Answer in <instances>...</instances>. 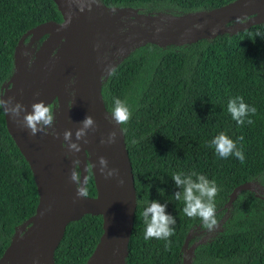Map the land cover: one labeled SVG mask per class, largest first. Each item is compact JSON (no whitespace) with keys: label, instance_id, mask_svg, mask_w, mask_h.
<instances>
[{"label":"trees","instance_id":"trees-1","mask_svg":"<svg viewBox=\"0 0 264 264\" xmlns=\"http://www.w3.org/2000/svg\"><path fill=\"white\" fill-rule=\"evenodd\" d=\"M233 1L96 0L108 9L178 16L207 12ZM42 23L62 25L52 0H0V90L15 71L18 40ZM257 31L264 33V24L240 31L229 28L194 43L144 44L132 49L102 81L101 101L108 114L114 96L131 108L130 118L118 124L136 197L124 264H182L186 247L194 244L190 264H264V198L245 190L226 207L235 187L256 181L264 188V35L255 36ZM235 95L256 107L243 124H237L226 108L228 98ZM54 106L55 102L52 111ZM221 131L237 141L243 161L215 153L208 142ZM178 170H195L216 181V224L226 218L223 231L209 243L186 241L193 228L207 227L200 217L185 215L183 201L172 197L177 188L171 176ZM95 195L88 164L84 196ZM149 199L167 201L165 210L176 218L167 242L144 238L140 212ZM37 203L33 174L0 112V258L34 215ZM102 232L100 215L87 214L68 223L54 251V264H85Z\"/></svg>","mask_w":264,"mask_h":264},{"label":"water","instance_id":"water-1","mask_svg":"<svg viewBox=\"0 0 264 264\" xmlns=\"http://www.w3.org/2000/svg\"><path fill=\"white\" fill-rule=\"evenodd\" d=\"M52 1L62 17V25L56 28L50 23H42L20 37L15 50V71L1 90L5 93V98L11 96L13 102L19 101L23 104L25 111H30V105L38 100L50 105L55 102L61 135L54 141L44 138L39 131L32 134L22 121L23 112L17 118L4 114L6 129L33 174L38 203L34 215L19 228L21 231L27 226L23 235L16 234L1 256L0 264H54V251L62 239L66 225L87 214L101 216L103 232L85 264H124L133 228L136 197L131 164L119 125L117 130L108 126V113L101 101L102 82H99L100 73L97 70L94 46L95 38L104 39V35L99 26L88 22L83 13V0ZM115 10H129L132 15H138V10L135 9ZM148 15L141 18L146 19L150 17ZM241 19L242 22H236ZM179 21H195L200 25L186 40V43H194L223 34L231 22H235L231 26L236 31L264 24V0H235L207 12L181 15ZM145 22L149 24L147 20ZM218 26L224 28L209 35ZM136 33L144 44L164 46L167 44L163 45V41L167 39L170 40L168 44H174L169 33L164 40L149 30H137ZM44 36L46 38L38 48V54L44 55L46 46L55 48L62 43V48L58 54L55 76L38 97L34 98L36 87L32 85H25L27 90L20 92L22 77L17 67V57L25 41L26 48H30ZM37 63L38 60L35 64ZM70 77L75 79L76 93L68 111L64 86ZM86 115L92 117L94 126L87 129L86 134L76 141L80 150L72 152L62 147L63 131L68 129L74 133ZM111 131L116 133L114 141L101 143V138L106 139ZM71 139L75 140V135ZM100 156L105 157L108 167L118 170L116 175L105 177L99 171ZM74 160L78 162L76 165L79 169V185L69 179ZM88 164L96 189L95 197L84 196ZM79 188L83 189V194H78ZM245 190L255 192L249 183L235 187L226 207L233 203L238 193ZM257 196L261 197L258 194ZM195 247L194 244L189 248L186 252L187 258L182 264H190Z\"/></svg>","mask_w":264,"mask_h":264},{"label":"clouds","instance_id":"clouds-1","mask_svg":"<svg viewBox=\"0 0 264 264\" xmlns=\"http://www.w3.org/2000/svg\"><path fill=\"white\" fill-rule=\"evenodd\" d=\"M82 10V9H81ZM264 33L257 31L255 36L261 37ZM26 54V53H25ZM69 84L73 83V78H69ZM3 90H0V112L9 114L12 118H17L23 112L22 121L24 125L30 130L32 134L37 131H49L53 124V111L50 104L43 100H38L30 105V111L24 110V105L19 101L13 102V97L5 98ZM226 108L230 113L231 118L237 124L245 123V118L249 113H255V105L246 103L241 95L231 96L227 100ZM110 121L116 124L126 122L131 116V108L129 104L114 96L112 98V107L108 114ZM248 123L251 119L248 118ZM81 126L73 133L71 130H64L62 133V147H66L72 152L80 150V145L76 142L80 140L85 134L86 130L94 126V121L91 116H84L80 121ZM54 134V131H53ZM75 135V140L71 137ZM116 133L111 131L107 138H101V143H112ZM241 139V138H237ZM214 148L215 153L220 158H226L229 155L236 157L238 160H244L243 150L237 146V141L232 139L228 134L221 131L217 133L208 142ZM77 161H73V168L70 171L69 179L73 182L78 180V172L75 165ZM99 171L105 177H111L117 174V169L108 167L105 157H98ZM171 180L174 182L177 190L172 193L175 200L183 201V212L188 217H200L204 225L212 228L216 225V205L215 195L218 191L216 181L207 177L204 173L190 170L185 172L178 170L172 173ZM162 192V190H160ZM78 194H83V189H78ZM167 201L164 203L156 199H149L144 203L140 215L144 223V238L163 239L167 242L168 238L174 232V225L176 218L166 209Z\"/></svg>","mask_w":264,"mask_h":264},{"label":"rangeland","instance_id":"rangeland-1","mask_svg":"<svg viewBox=\"0 0 264 264\" xmlns=\"http://www.w3.org/2000/svg\"><path fill=\"white\" fill-rule=\"evenodd\" d=\"M83 3V13L87 16L88 22L94 26H99L104 35V39L95 38L94 46L97 70L100 73L99 82L101 83L109 71L126 57L132 49L144 44V42L139 40L136 33L137 30L144 27V25L141 23V20L137 18V15H132L129 10L119 11L115 9H106L98 5L96 0H83ZM148 16L152 17L151 32L158 36L161 34V30H170L169 34L172 35L171 39L174 44L185 43L200 27L195 21L180 22V16L171 12H162ZM242 21L241 19L236 22ZM230 27L233 28V26ZM220 28L224 27H215L211 30L209 35ZM169 42L170 40L167 39L163 41V45ZM45 48L44 55L38 54L36 43L30 48H26L25 41L18 52L17 67L22 77L20 92L27 90V88L24 87L25 85H32L36 87L34 98L38 97L39 93L46 87V84L55 76L57 72V58L61 51L62 43L58 44L55 48L52 46H46ZM37 60L39 63L35 64ZM75 85V79L73 78V83L69 84L67 81L64 86V96L66 98L68 111H70L73 100L75 99ZM53 117V124L49 131L39 132L44 138H51L55 141L56 138L61 135V129L58 125L57 106L53 107ZM106 122L113 130L118 129V124L111 122L109 115L106 118ZM252 186L255 192L264 198V188L256 181L252 183ZM225 218L226 215L212 228H203L200 226L193 228L188 238L194 239L196 243L199 244L209 243L223 231ZM26 228L27 226L24 227L23 230L18 231V236H22ZM189 248L190 247L187 246L185 252H187Z\"/></svg>","mask_w":264,"mask_h":264},{"label":"flooded vegetation","instance_id":"flooded-vegetation-1","mask_svg":"<svg viewBox=\"0 0 264 264\" xmlns=\"http://www.w3.org/2000/svg\"><path fill=\"white\" fill-rule=\"evenodd\" d=\"M138 15H137V18H139L140 20H141V23L144 25V27H142V28H139V30H148L149 29V31H151V24H152V17H147L146 19H142L141 18V16H143V15H148V14H146V13H143V12H138L137 13ZM150 15H152V14H150ZM145 20H147L148 22H149V24H147L146 22H145ZM170 30H161V34L159 35V37H161L163 40L164 39H166L167 37H168V33H170L169 32ZM153 33V32H152ZM154 34V33H153ZM44 39H43V41L45 40V38H46V36H44L43 37ZM43 42H40L39 43V41H37L36 42V45H37V49L40 47V45L42 44ZM9 88V87H8ZM7 88V89H8Z\"/></svg>","mask_w":264,"mask_h":264},{"label":"bare ground","instance_id":"bare-ground-1","mask_svg":"<svg viewBox=\"0 0 264 264\" xmlns=\"http://www.w3.org/2000/svg\"><path fill=\"white\" fill-rule=\"evenodd\" d=\"M69 81V80H68ZM75 89H76V85H75Z\"/></svg>","mask_w":264,"mask_h":264}]
</instances>
